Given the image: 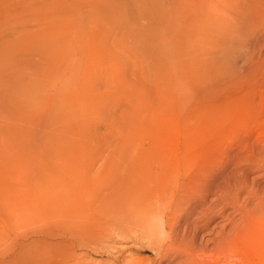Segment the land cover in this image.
Returning a JSON list of instances; mask_svg holds the SVG:
<instances>
[{
  "label": "bare ground",
  "instance_id": "1",
  "mask_svg": "<svg viewBox=\"0 0 264 264\" xmlns=\"http://www.w3.org/2000/svg\"><path fill=\"white\" fill-rule=\"evenodd\" d=\"M247 8L241 0H0V264H58L61 256L65 264L108 262L98 259L109 249L108 226L85 227L90 213L114 217L121 229L132 223L151 229L150 218L159 213L163 230L169 227L165 237L173 240L184 222L182 264H243L238 257L229 262L233 247L227 248V242L243 229L249 228L248 239L258 235L264 199L258 208L240 212L241 224L231 218L217 238L198 243L196 235L185 231L207 227L198 219L213 212L207 196L229 192L233 177L209 176L196 185L191 178L189 189L205 191L201 200L184 216L177 204L160 211L159 193L166 185L142 189L148 174L139 175L138 169L152 166L156 152L148 143L139 144L137 133L145 122L180 119L186 105L204 91L192 87L187 75L202 79L217 73L212 60L199 55L202 48L209 55L213 47L207 33L232 27L243 31L253 20ZM74 82L68 92L67 84ZM105 114L123 130L115 143V129L107 135L97 130ZM102 159L104 168L93 175L95 162ZM229 194L233 201L238 195ZM120 214L135 220L125 226ZM51 221L59 226L76 221L72 225L79 238L57 233L59 239L20 240L23 223L41 227ZM162 243L154 246L162 250ZM128 249L118 247V256L125 259ZM111 264H118V258Z\"/></svg>",
  "mask_w": 264,
  "mask_h": 264
},
{
  "label": "rangeland",
  "instance_id": "2",
  "mask_svg": "<svg viewBox=\"0 0 264 264\" xmlns=\"http://www.w3.org/2000/svg\"><path fill=\"white\" fill-rule=\"evenodd\" d=\"M241 2H244L246 7L251 6L250 9L247 8L246 16H250L253 19L252 22L243 31H238L237 27H232V30L224 32L212 31L207 33V35H211L214 41V44H210L213 47L210 49L209 55L204 54V48L200 50V57L204 58L206 55L211 59L212 70L217 71V73L202 79L200 76L197 79V75L193 73L187 75L188 81L192 79V87L204 91L197 93V97L186 105L179 120L177 117L163 118L155 121L152 125H147L145 122L141 127L138 126L137 134L140 140L137 139V141L139 144L148 143L149 147H152L156 152V160L148 169H138L137 173L140 175L146 170V174H148V176L145 175L147 176L145 184L141 186L145 191L150 190L151 186L155 184L166 185L165 189L159 193L158 208L160 211H170L177 204L178 208H181H177L178 213L184 216L193 204L201 200V194L204 195L205 191L201 187L204 192L200 193L201 189H199V194L198 189H189V186H193L192 182L189 183L191 178L196 179L194 183L196 185L206 181V177L215 179L226 173L233 177L229 185V192L238 193L234 201L227 198L232 195L229 192L218 196L209 194L206 206H210L213 212L205 214L204 217L198 216L200 217L198 218L199 225L208 224L207 227L194 230L197 228L192 226L193 228L187 229L190 230L189 232L185 231V234L191 233L187 234L189 237L196 235L197 242L202 245L210 238H217L220 230L231 218L232 221L241 224L239 221L240 212L247 208H258V202L260 199H264V0H241ZM223 63L227 65L221 68L220 65ZM75 86V82L68 83L67 91H73ZM111 121L113 120L105 114L97 121L96 127L103 135H107L115 129L113 131V143H115L123 130L118 122L114 121V125ZM104 160L95 162L93 175L101 166L104 168L106 164ZM165 175H168L166 180H164ZM179 198H185L186 202L179 205L176 201ZM99 214H88L85 227L98 223L102 224V228L105 224L108 226L104 234L108 238L109 249L107 248V253H103L98 258L99 260H109L104 264H111L116 258H118V264H182L185 262L184 249L181 247L185 248L186 244L182 240L183 230H185L182 220L178 226L182 235L180 233L179 238H174L175 240L166 235L169 240L164 233V231H169L166 229L169 227H165L163 230L162 214L155 213L150 218L151 229L136 223H132L130 227L127 226L128 229L127 227L121 229L118 220L112 222L114 217ZM118 218H120L121 224L125 226L135 220V217L130 214H120ZM195 218L192 216L191 221ZM75 222L72 221L71 224L60 222L62 226H59V222H47L49 225L37 222V224L43 223L44 226L41 227L42 224H38L37 227L34 226L36 225L34 222L33 226L37 229L32 227L31 222H27L31 225L23 223L20 231L21 233L24 232L25 236L19 233V238L21 241H27L33 237H56L59 239L62 236L65 239H73L72 236L75 235L77 238L78 232L75 229ZM46 224L47 228L45 227ZM71 225L73 226L72 229L76 231L71 232ZM38 227L42 229L38 230ZM69 228L72 235L68 231ZM230 228L231 225H228L227 229ZM63 229H66L65 233L69 232L67 233L69 235H66ZM248 230L249 228L243 229L245 233L240 235L241 238L240 236L233 237L231 239L235 238L234 240L231 241L230 239L227 242L228 246L229 243L231 244L229 247L226 244L227 248L232 250L233 247V251H230L233 256L229 261L230 263L235 259H240L243 264H264V225L257 229L258 235L250 237V239L246 237ZM156 231V236L152 235ZM57 233L60 234V237L57 236L59 235ZM159 242H163L160 244L161 246L159 245V249L163 248L162 250H158L156 247ZM155 243L156 246H154ZM210 244L213 245V242ZM125 246H128L130 250H126L129 252L124 254L126 258L123 259L122 256H118L119 250L117 248H124ZM175 254L177 255L175 256ZM59 260L61 262L58 264L66 263L62 256L59 257Z\"/></svg>",
  "mask_w": 264,
  "mask_h": 264
}]
</instances>
